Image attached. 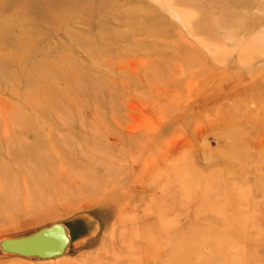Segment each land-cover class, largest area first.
Here are the masks:
<instances>
[{"label":"rangeland","instance_id":"374dc122","mask_svg":"<svg viewBox=\"0 0 264 264\" xmlns=\"http://www.w3.org/2000/svg\"><path fill=\"white\" fill-rule=\"evenodd\" d=\"M51 260L264 264V0H0V239Z\"/></svg>","mask_w":264,"mask_h":264},{"label":"water","instance_id":"95a60500","mask_svg":"<svg viewBox=\"0 0 264 264\" xmlns=\"http://www.w3.org/2000/svg\"><path fill=\"white\" fill-rule=\"evenodd\" d=\"M69 243L68 229L62 224H52L26 236L0 239V253L45 261L65 256Z\"/></svg>","mask_w":264,"mask_h":264}]
</instances>
